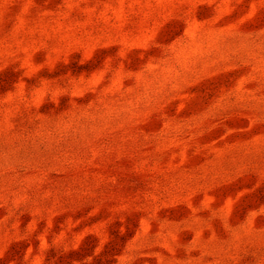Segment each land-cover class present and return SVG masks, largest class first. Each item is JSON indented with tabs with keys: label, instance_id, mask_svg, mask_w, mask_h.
I'll use <instances>...</instances> for the list:
<instances>
[{
	"label": "rangeland",
	"instance_id": "rangeland-1",
	"mask_svg": "<svg viewBox=\"0 0 264 264\" xmlns=\"http://www.w3.org/2000/svg\"><path fill=\"white\" fill-rule=\"evenodd\" d=\"M0 264H264V0H0Z\"/></svg>",
	"mask_w": 264,
	"mask_h": 264
}]
</instances>
